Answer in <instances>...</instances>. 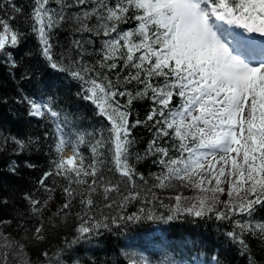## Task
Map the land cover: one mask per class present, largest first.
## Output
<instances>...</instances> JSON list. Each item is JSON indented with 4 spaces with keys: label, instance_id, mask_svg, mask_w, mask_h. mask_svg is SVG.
<instances>
[{
    "label": "snow or ice",
    "instance_id": "snow-or-ice-1",
    "mask_svg": "<svg viewBox=\"0 0 264 264\" xmlns=\"http://www.w3.org/2000/svg\"><path fill=\"white\" fill-rule=\"evenodd\" d=\"M61 29L71 37L66 46ZM29 31L55 81L16 55ZM0 63L35 84L13 99L45 122L49 142L48 167L22 194L26 208L0 218V264H84L77 246L106 232L185 219L225 224L223 235L247 264H264V218L256 216L264 209V0H31L28 13L17 0H0ZM61 82L93 106L95 123L83 125L65 107ZM142 99L151 102L145 118L132 119ZM137 125L151 133L143 152L134 150ZM42 142L9 133L0 149ZM148 159L155 171L137 167ZM17 167L12 161L10 170ZM70 219L63 242L34 257L30 245ZM12 223L19 238L6 230ZM121 254L127 264H221L215 250L204 259L203 250L187 259Z\"/></svg>",
    "mask_w": 264,
    "mask_h": 264
},
{
    "label": "trees",
    "instance_id": "trees-1",
    "mask_svg": "<svg viewBox=\"0 0 264 264\" xmlns=\"http://www.w3.org/2000/svg\"><path fill=\"white\" fill-rule=\"evenodd\" d=\"M19 4L24 7L25 13L29 12L31 0H17ZM14 23H20L23 27V18H18ZM71 37L66 29L59 30V40L62 44L70 41ZM38 41L36 36L30 31L22 40L19 48L16 49V55L24 59L25 63L33 68H39L42 73L40 79L43 81H55L57 77L46 66H42L43 58L40 57L38 52ZM32 52L31 57H26L23 54ZM23 88L27 91H32L35 88L34 83H24L18 77L13 78L9 75L8 68L0 63V136L8 135L9 133L17 135H34L40 136L43 141L40 145H33L31 150L24 152H14L12 147L4 150L0 149V218H13L15 219L19 211L26 208V201L23 199V192L33 186L35 180L39 178L43 170L48 167V141L43 140L40 123H45L38 118L29 117L24 106L15 102L13 97L18 94V89ZM60 94L63 101H66L65 107H70L77 113L78 119H82L83 125H89L96 122V117L93 113V106L84 100H80L73 96L74 89L63 82L60 86ZM9 97L7 102L3 101V97ZM150 101L137 100L133 103L132 119H144L149 109ZM91 118L89 120L88 118ZM102 123V121H101ZM96 123V127H99ZM134 135L137 137L134 150L143 152L147 147V142L151 138V133L144 125H137L133 129ZM134 159V157H133ZM18 162V167L15 172L10 170L12 161ZM28 160L36 167H28L24 161ZM137 167L142 171H155L157 166H153L151 159L141 160L137 163ZM189 194H191L189 192ZM7 197V202L4 198ZM61 200L60 190L57 189L55 199L51 202L55 206ZM135 211L134 207L130 208ZM46 214L51 215L49 209H45ZM257 218H264V209H260L256 213ZM75 221L70 219L68 226L65 227L63 222L59 225H54L50 229L48 240L41 244L30 245L32 255L38 256L43 247L52 244H60L63 242L65 235L72 232ZM159 226L161 229L170 233L171 235L179 238L180 240L174 246L169 247L173 256L177 258L187 259L189 250L194 254L198 250H203L207 253L206 257L210 258L212 252L219 251L221 264H247V257L238 254L236 248L228 243L222 230L226 227L225 224L217 226L215 221H198L193 222L191 219L176 220L171 222H153L144 221L136 224H130L128 230L119 231L113 229L111 232H106L99 239L98 243L81 244L77 246V251L84 260V264H127L124 260L121 250L125 247V237L129 234L138 235L142 234L150 227ZM13 236L18 237L16 230V223H12L6 229ZM251 243L253 246H258L256 238H252ZM118 251V252H117ZM259 259V256L257 257ZM119 260V261H118Z\"/></svg>",
    "mask_w": 264,
    "mask_h": 264
},
{
    "label": "bare ground",
    "instance_id": "bare-ground-1",
    "mask_svg": "<svg viewBox=\"0 0 264 264\" xmlns=\"http://www.w3.org/2000/svg\"><path fill=\"white\" fill-rule=\"evenodd\" d=\"M39 125H41V129L43 130V125H44V123H40ZM118 252V251H117ZM119 261V260H118Z\"/></svg>",
    "mask_w": 264,
    "mask_h": 264
},
{
    "label": "rangeland",
    "instance_id": "rangeland-1",
    "mask_svg": "<svg viewBox=\"0 0 264 264\" xmlns=\"http://www.w3.org/2000/svg\"><path fill=\"white\" fill-rule=\"evenodd\" d=\"M128 249H131V248H126V250H128Z\"/></svg>",
    "mask_w": 264,
    "mask_h": 264
}]
</instances>
